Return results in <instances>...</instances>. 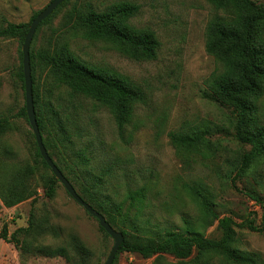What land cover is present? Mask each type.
<instances>
[{"label": "rangeland", "instance_id": "obj_1", "mask_svg": "<svg viewBox=\"0 0 264 264\" xmlns=\"http://www.w3.org/2000/svg\"><path fill=\"white\" fill-rule=\"evenodd\" d=\"M52 0H0V27L8 21L28 22ZM125 0H67L52 19L35 32L31 49L53 48L68 42L70 49L92 64L114 69L129 77L146 92V103H138L135 114L121 135L108 109L98 102L81 97L75 102L78 124L86 135L74 137L75 145L66 154L74 165L75 175L84 171L76 165L73 154L92 142L93 173L109 165L113 173L106 177L103 191L111 200L129 205L130 188L146 186L143 211L134 218L140 229L116 217L115 227L125 226L131 240L139 237L157 239L168 231L184 230L187 220L207 236L218 237V219L203 209L206 200L217 217L229 216L238 224L248 220L264 224V156L257 157L240 173L243 156L251 145L236 139V115L233 107L214 97L208 87L210 78L222 69L220 62L206 51L205 31L215 14H223L208 0H128L138 5L131 23L154 30L161 42L158 56L134 60L106 41L88 40L66 25L73 6L92 5L103 10ZM264 4V0H258ZM23 43L16 37H0V116L13 115L10 129L2 143L13 148L5 156L1 173L11 175L27 164L36 165L33 130L29 121L19 116L26 103L25 89L18 76ZM36 83L42 93L53 89L55 96L66 97V87H57L48 69L39 65ZM259 118L264 123V96L259 101ZM201 131L203 139L196 147L185 148L172 140V133L193 134ZM54 158L57 157L54 155ZM74 162V163H73ZM52 171L39 163L29 182L37 197L12 207L0 209V232L8 228L9 239L0 238V264H74L59 255L38 254L17 245H66L77 235L90 250L88 264H105L114 239L102 230L99 220L79 204L61 182L55 193L46 194ZM198 190L194 194L191 188ZM77 189L78 186H77ZM34 206L37 219L47 218L59 234L28 236L27 227ZM136 211V210H135ZM133 214V211H132ZM131 214V215H132ZM131 224V223H130ZM237 245L255 253L264 262V230L237 226ZM11 238V239H10ZM10 240V241H9ZM26 242V243H25ZM73 254L72 249L70 250ZM169 261L172 256L166 255ZM154 257L138 252L121 251L114 264H152Z\"/></svg>", "mask_w": 264, "mask_h": 264}, {"label": "trees", "instance_id": "obj_2", "mask_svg": "<svg viewBox=\"0 0 264 264\" xmlns=\"http://www.w3.org/2000/svg\"><path fill=\"white\" fill-rule=\"evenodd\" d=\"M66 1L57 6L38 28L48 23ZM208 2L224 12L215 14L206 26V51L222 65L221 71L208 81V87L216 99L233 107L236 115L234 133L236 139L251 145V150L243 156L239 169L241 173L254 159L264 156V123L258 115L259 101L264 96V4L258 0H208ZM91 6L90 4L73 6L65 24L71 25L88 40L111 43L134 60L157 58L161 42L156 32L149 28H138L131 23V18L138 12L136 3L128 0L119 1L103 10H96ZM39 12L36 11L28 22L8 21L5 26L0 27V37H16L24 43L29 26ZM20 56L23 57V50ZM29 58L37 120L50 156L76 189L78 186L77 191L80 195L102 212L114 227L118 224L116 221L118 215L123 218L125 224L127 222L133 228L140 229L135 219L143 211L148 192L146 186L129 189L126 195L129 205L126 206L125 202L117 203L103 191L106 177L113 173L112 165L104 167L100 173L92 171L90 163L93 159L92 142L73 153L76 165L84 169L81 176L73 173L74 165L68 162L70 154L67 155L66 152L74 147L75 136L86 135L83 126L78 124L76 100L81 97L88 98L108 109L123 136L126 126L133 120L136 105L146 103V92L129 77L116 70L81 59L70 49L68 42L50 49L33 48L30 50ZM39 65L48 69L57 87H66L68 91L66 97L55 96L53 89L49 90V95L47 92L42 93L41 87L36 83V70ZM18 76L25 89L23 58ZM25 108L26 103L19 108L18 115L29 121ZM13 117L0 116V209L2 205L12 207L30 198L34 202L37 189L30 184V178L36 172L39 163L51 170L41 155L35 134L32 133L36 165L27 164L8 176L1 173L5 156L11 155L14 151L11 145L1 142L11 127ZM171 136L174 143L185 148L196 147L203 139L201 131L193 134L172 133ZM58 181L53 173L51 184L46 188L47 195L52 196L55 193V183ZM191 190L194 194L200 195L194 187ZM202 204L205 211L211 212L213 217L218 219L217 230L220 232L218 237L207 236L188 220L184 230H171L157 239L137 236V239L131 240L125 226H119L125 240L118 253L130 251L138 252L145 257H154L152 264H264L255 253L242 250L237 245L236 231L237 226L263 231L264 224L259 227L253 220L238 224L229 216L219 218L206 200H203ZM34 211L33 206L29 224L22 228L24 234L28 236L48 232L59 234L54 224L47 218L37 219ZM101 228L105 231L102 226ZM0 238L9 239L7 226L2 228ZM11 238L13 241L15 239L17 245L19 243L24 245L26 250L38 254L63 256L74 264H88L91 256L90 250L74 234L70 239L73 254L66 245L33 246L24 244V241L20 242L15 235ZM166 255L172 256L175 260L168 262ZM116 258L117 255L115 260Z\"/></svg>", "mask_w": 264, "mask_h": 264}, {"label": "water", "instance_id": "obj_3", "mask_svg": "<svg viewBox=\"0 0 264 264\" xmlns=\"http://www.w3.org/2000/svg\"><path fill=\"white\" fill-rule=\"evenodd\" d=\"M65 0H52L47 5L44 6L42 10L37 14V16L32 20L27 36L23 43V65H24V77H25V97H26V110L28 114V119L32 130L35 134L36 141L43 156L45 162L50 166L52 172L55 174L57 179L64 185L68 193L79 203L81 204L90 215H93L99 220L100 225L105 229V231L114 239V245L109 253L108 258L105 261V264H113L115 257L125 240V235L122 231L117 230L103 215L102 212L93 207L92 204L87 202L77 191L72 182L67 178L59 166L54 162V159L50 156L44 141L43 136L38 124L35 104H34V95H33V80L31 73L30 65V46L35 35V32L40 25V23L50 16L57 6L62 4Z\"/></svg>", "mask_w": 264, "mask_h": 264}]
</instances>
